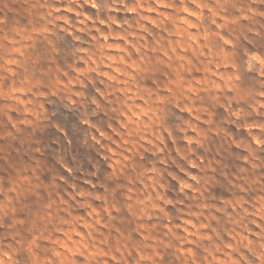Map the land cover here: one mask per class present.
I'll return each mask as SVG.
<instances>
[{"label":"rangeland","instance_id":"rangeland-1","mask_svg":"<svg viewBox=\"0 0 264 264\" xmlns=\"http://www.w3.org/2000/svg\"><path fill=\"white\" fill-rule=\"evenodd\" d=\"M32 2L0 0V27L35 30ZM98 2L101 10L94 12L85 0H57V7L78 13H60L70 21L73 35L57 32L47 42H35L31 65L54 61L63 69H83V49L113 62L127 52L134 59L158 61L161 51H175L193 39L192 30L201 44L222 53L216 62L234 87L226 94L215 89L193 94L192 106L204 119L182 104L178 108L179 101L162 107L158 123L166 135L143 147L133 161L134 176L150 168L164 185L165 210L147 215L129 203L125 180L132 177L116 174L119 165L107 131L115 117L108 107L92 105L98 93L110 94L111 86L101 76L92 74L86 87L77 85L74 91L81 99L76 103L66 91L35 100L31 110L14 109L0 98V210L7 206L9 190L16 188L15 215L22 227L14 231L25 239L42 227L51 205L53 222L65 232L91 234L93 242L109 248L125 243L159 247L162 264H264V143H254L264 142V0H195L220 10L215 24L204 12L195 27L181 11L195 8L192 0ZM85 13L104 23L85 21ZM219 35L231 46L222 45ZM186 55L192 57L195 76L206 79L207 60L201 64L202 57L197 59L190 46ZM43 80L53 92L50 74ZM98 132L104 136L94 138ZM190 176L203 196L182 194L180 185ZM11 222L0 211V236L9 235ZM141 232L150 240H142ZM41 249L47 252L48 245L41 243ZM134 257L133 252L128 264H135ZM74 259L85 264L79 256Z\"/></svg>","mask_w":264,"mask_h":264},{"label":"clouds","instance_id":"clouds-1","mask_svg":"<svg viewBox=\"0 0 264 264\" xmlns=\"http://www.w3.org/2000/svg\"><path fill=\"white\" fill-rule=\"evenodd\" d=\"M192 2L195 4L194 9L181 10L186 23L190 19L195 27L201 21L204 12L213 17V24L220 19V10L215 5L198 4L195 0ZM56 3L57 0H33L31 7L38 21L35 30L28 28L11 31L0 27V98L9 102L14 109L31 110V107L35 106V100L47 98L50 94H55V91H66L73 97L72 102L76 103L81 99L80 93L74 91L77 85L86 87L84 81L92 74L101 76L111 86L110 94L98 93L97 100H94L92 105L94 108L97 104L108 107L115 117L107 131L112 137L110 147L115 146L114 164L119 165L116 169L117 176L132 177L131 180H125L129 203L138 214L163 212L164 185L157 181L155 173L150 168L142 176H134V158L140 154L143 147L155 144L160 136L166 135L160 130L158 123V113L163 106L179 101L178 108L182 104L198 119H204L192 106L191 102L197 98L193 94L213 89L226 94L234 87L232 80L221 74L220 64L216 62V58L222 53L201 44L194 38L195 31L189 30V35L193 39H186L184 46L175 51L171 49L161 51L158 61L147 57L134 59L132 53L127 52L122 53V60L118 56L113 62L108 56L102 59L93 58L86 49H83L81 50L83 56L88 57L85 60L82 56L79 61L85 64L83 69L78 67L63 69L54 61L46 62L44 67L34 68L30 63V54L35 42H47L57 32L67 31L69 35H73L70 21L60 13H78L70 7H57ZM85 5L90 6L94 12L101 10L98 0H85ZM139 7L143 11V7ZM84 20L90 23H104L93 21L87 13ZM65 25H68L67 29ZM217 38L222 45L231 46L232 42L227 37L219 35ZM189 46L191 51L198 53L197 59L202 57L201 64L207 60L204 68L209 75L206 79L195 76L196 69L192 57L186 55ZM260 62L264 63V60ZM69 72L75 73V76L69 75ZM45 73H49L51 77L54 88L51 93L46 89L43 80ZM235 79L238 80V77ZM261 106H264V95L261 97ZM90 123L91 121H85L86 126ZM103 136V132H98L94 138ZM254 143L261 145L264 142L256 140ZM180 188L185 196L204 195L198 181L191 176L187 183H181ZM241 188L246 194L247 189L244 186ZM17 191L16 188L9 190L7 206L0 210L13 221L8 225L9 235L0 236V264H77L74 259L77 256L81 257L85 264H128L133 252L135 264H162L163 253L159 247L151 245H145L144 248L134 245L129 247L125 243L119 247L109 248L99 241L93 242L91 234L65 232L53 222L51 205L47 208L42 227L29 233L30 239L23 238L14 231L16 227H22L20 219L15 215ZM48 229H51V232ZM49 235L55 238L49 240ZM116 236L119 237L120 233L116 232ZM140 236L142 240H150L143 232ZM41 243L48 245L47 252L42 251Z\"/></svg>","mask_w":264,"mask_h":264}]
</instances>
